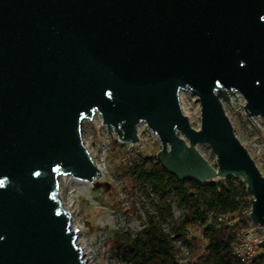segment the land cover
Instances as JSON below:
<instances>
[{"label":"water","instance_id":"obj_1","mask_svg":"<svg viewBox=\"0 0 264 264\" xmlns=\"http://www.w3.org/2000/svg\"><path fill=\"white\" fill-rule=\"evenodd\" d=\"M235 90L264 114V0H0V264H85L56 193L60 172L98 171L80 130L94 110L123 140L144 120L178 178H241L264 226V174L223 106Z\"/></svg>","mask_w":264,"mask_h":264},{"label":"rangeland","instance_id":"obj_2","mask_svg":"<svg viewBox=\"0 0 264 264\" xmlns=\"http://www.w3.org/2000/svg\"><path fill=\"white\" fill-rule=\"evenodd\" d=\"M183 103L192 125H200V104L196 93L189 87L181 88ZM182 104L181 97H179ZM241 103V104H240ZM243 95L235 90L229 92V99L223 100L232 128L264 174V114H251L245 111ZM245 107V109H244ZM191 122V120H190ZM81 136L85 145L102 165L91 178L76 177L70 174L58 183L63 200L70 203L73 217L80 229L78 235L86 249L93 254L92 264H130L121 256L115 232H128L135 235L147 222L148 214L159 215L155 206L157 194L150 186L137 187L129 176V166L135 160L146 156L157 157L161 147L156 133L143 122L136 132L133 143L119 139L116 131L109 133L101 115L94 110L83 117L80 123ZM197 148L213 163L214 153L206 142H197ZM237 178L236 175L232 174ZM223 176H215L219 179ZM79 178V179H78ZM61 200V199H60ZM249 209L244 205L240 210L231 211L230 219L242 218ZM182 210L172 202L170 211L160 217V225L170 239L175 258L181 264H192L204 249L206 239L201 234V224L186 226L181 235L172 226V220L181 215ZM208 220L216 224L209 210ZM258 236L264 235L262 227H257ZM256 253H264L258 244Z\"/></svg>","mask_w":264,"mask_h":264},{"label":"trees","instance_id":"obj_3","mask_svg":"<svg viewBox=\"0 0 264 264\" xmlns=\"http://www.w3.org/2000/svg\"><path fill=\"white\" fill-rule=\"evenodd\" d=\"M128 168L135 186H150L155 190L159 215L148 214L147 222L133 236L128 232H115L124 259L130 264H181L159 222L174 202L182 210L181 215L172 220L177 234L181 235L186 226L202 225L201 234L206 239L204 249L192 264H242L231 255L230 241L236 231L247 224L248 211L244 220L236 218L219 224L208 220L209 210L215 215L250 206L245 182L241 178L235 179L232 174H227L219 179H181L155 156L139 158ZM248 264H264V253L256 254Z\"/></svg>","mask_w":264,"mask_h":264},{"label":"built area","instance_id":"obj_4","mask_svg":"<svg viewBox=\"0 0 264 264\" xmlns=\"http://www.w3.org/2000/svg\"><path fill=\"white\" fill-rule=\"evenodd\" d=\"M229 215L230 212H219L214 215V218L216 221L230 222L232 219L229 220ZM257 227H262L264 232V226L249 219L247 224L238 229L231 239L230 253L239 263L248 264L256 256V242L260 239L257 235Z\"/></svg>","mask_w":264,"mask_h":264},{"label":"bare ground","instance_id":"obj_5","mask_svg":"<svg viewBox=\"0 0 264 264\" xmlns=\"http://www.w3.org/2000/svg\"><path fill=\"white\" fill-rule=\"evenodd\" d=\"M179 97H181V100H182V104H181V108L183 110V112L187 115V110H186V106L185 104L183 103V95H182V92H181V89H179ZM188 117V116H187ZM189 119V118H188ZM191 120L190 123H192V119H189V121ZM143 122V120H140L137 125H136V132L138 133V129L140 128V125L141 123ZM120 140H123L119 137ZM123 141H128L130 143H133L135 141V139H126V140H123ZM134 144V143H133ZM89 153H90V156L92 158V160L94 161L95 165L97 166V169L98 171L101 170L102 168V165L99 161H97V159L93 156V153L91 152V150L87 147ZM70 176V173L68 172H60L57 176V179H58V183L60 184L62 179H64L66 176ZM72 175V174H71ZM74 176V175H73ZM77 177V176H76ZM79 179V178H78ZM59 201H60V204H61V207L64 208L65 210H67L69 212V224L72 228L75 227V238H74V241L76 243L77 246H79L80 248V251H81V256L84 260V263L85 264H92L93 263V254L90 250H87L86 249V246L84 244V242L81 240V238L79 237L78 235V231L80 229V225H78L73 217V211L70 207V203L63 200V194L60 190V187H59V191L57 189V193H56ZM61 199V200H60Z\"/></svg>","mask_w":264,"mask_h":264}]
</instances>
